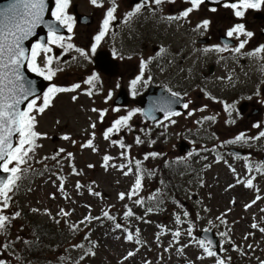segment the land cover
Returning a JSON list of instances; mask_svg holds the SVG:
<instances>
[{"label":"rangeland","instance_id":"1","mask_svg":"<svg viewBox=\"0 0 264 264\" xmlns=\"http://www.w3.org/2000/svg\"><path fill=\"white\" fill-rule=\"evenodd\" d=\"M178 8L179 11H183L182 4H179ZM200 11L201 8L196 10L197 13ZM208 15L213 18V23L210 24L218 25L225 18L220 12L213 15L208 13ZM221 17L223 19H220ZM175 21L177 22L175 28H173L176 29L175 32H172L173 29L170 30L168 36L170 41L168 44L163 45V53H159V57L153 62L154 65L158 66L159 72H166L168 76L171 75V69H175V65L179 67L178 72L180 75L185 73V69L192 64L191 60L195 57L194 52L189 47L195 43L197 37L209 32V29H195L202 22L199 15H196V24L193 23L191 14L187 19L181 18ZM258 23L252 24L253 30L251 32L254 35L251 38L245 36L239 38L247 40L245 47L240 51L245 53L246 63L259 64L261 70L258 73L256 68H250V72L245 75L246 77H240L239 81L241 86L244 87L246 80L256 77L257 82L249 90H255L254 97L257 98L254 101L263 111L258 113L257 118H253H256L255 123L264 124V53L249 55V53L264 45V36L259 32V29H264V21ZM234 61V56L229 57L226 60V65ZM202 64H204V60L197 63V65ZM61 66H68V62L62 63ZM120 66L129 75L128 80L132 79L137 70L139 71V64L136 60H129L125 65L120 63ZM153 71H156V68L152 70L146 67L145 74L149 75ZM215 74L208 83H194L193 87H190L188 82H179L177 85L170 84L172 87L183 86L185 89H189L188 95L191 103L188 109H193L196 114L190 125L183 126L178 131L174 130L175 124L170 122L161 125L159 131H156L155 127L142 130L140 129L141 122L138 125L135 124V121H140V117L135 114L128 121L130 124L129 129L122 133L123 128H120L118 132L111 134L109 139H105L103 133L112 126L115 120L128 115L130 111L134 110L127 108L123 110L127 114L123 115L122 111H113L109 106L110 102L105 100L108 92L113 87V77L106 78L105 81L101 80L94 89L95 93L89 96L84 90L88 87V84L80 80L81 78H78V76L70 72L65 75H56L57 78L54 81L58 87L70 88L74 84H80V88L75 91L57 93L51 106L43 114L37 115L35 130L46 134V136H42L36 141L35 151L30 153L27 163L21 165V168L26 169V171L22 173L19 182L30 179L27 168H25L30 162L34 165V171L41 176L31 182L28 180L27 187L24 185L26 189L22 204L18 205V188L10 193L9 207L4 211L8 213L9 217H15L16 212H20V215L10 219V237L6 240L0 238V259H3L6 264H31V261H25L21 258L19 246L13 244L14 239L32 221L41 224L51 221L55 226L53 234L57 237L50 239L45 248L42 243L28 253V257L32 261L36 259V264H72L65 259L69 253L75 258L78 256L79 264H146L147 262L148 264H216L217 259H226V264H233V261L254 264L253 262L259 253V244L254 241V238L256 233L262 234V232H259L257 228H252L251 225L254 219L262 216L261 223L264 227V211H261V209H264V189L254 195L259 196L260 199L256 200L253 206L247 208L249 212L246 214L245 205L250 204L249 202L253 196H245L241 202L240 195L228 194L222 202L219 200L221 194L217 196L209 195L206 190L202 189V185L195 181V178H192V185L193 188H196L197 194L196 202L193 204L195 206L194 214L195 217L200 219L199 225H212V222H214L223 227L222 233H227L226 241L223 242L222 246L224 253L215 257L207 256L197 240L192 242L196 244L188 246L187 238L180 239L178 243L160 244L163 245L161 246L162 249L157 247L153 250L149 239H147V232L143 223L136 218L134 219V226H122L121 229L115 228V224L120 223L118 221L121 219L126 220L129 224L131 223L130 220L133 216H125L129 209L134 215L138 214L139 205L141 204L135 203L137 199H144V196L159 200L165 199L166 193L157 179H153L145 186V182L147 183V179L149 182L150 177L147 172L151 171L153 173L152 169L157 168L158 163L164 162V160L160 161L162 157L165 158L167 164L178 166L188 161L182 159L178 154H173V144L178 135L186 136L193 143L196 152H201L205 149V146H211L214 142H218L217 135L223 139H235L241 133H244L246 137L257 135L255 132L243 129L253 118L242 120L243 117L239 112L242 99L226 94L227 86L230 85L233 77L227 75L228 72L222 73L217 69ZM159 77L162 78L163 75L160 74ZM131 82L132 80L129 81V85H131ZM73 96H76L77 99L73 100ZM218 96L226 98L222 106L218 105V102H222V99L217 100L214 98ZM37 103H42V99H38ZM226 105L230 106L229 110H226ZM93 108L98 111H92ZM103 110H106V112L103 120H101L100 111ZM205 117H214V119L208 120L204 119ZM92 123L96 124L95 129L90 127ZM247 126L251 127L250 125ZM93 132L95 133L94 139L92 137ZM163 134L164 140L160 144ZM65 135L69 136L70 139H63ZM138 136L143 143H136V137ZM89 139H93L96 151H93L92 148L81 147ZM113 141H117V143H113ZM152 141H155V143H152ZM120 142H123L126 147L121 148ZM246 143L257 147L261 144V138L258 140L249 139ZM60 149H64V151L59 152ZM261 149H264V147H261ZM58 152L59 155H56ZM152 152L161 155L149 156L145 160V155ZM68 153L72 154L71 157L68 156ZM54 155L56 156L55 159L52 158ZM105 155L112 157L108 161L107 167H105L103 159ZM135 161L141 162L139 174L142 175V187L137 196L128 199L127 194L131 191L138 174ZM89 165H93V167H89ZM120 165H125V167L121 169ZM12 166L9 165V167ZM129 168L132 171L128 175H124V172L128 171ZM161 172L163 171L160 169L159 173ZM178 174L176 171L173 172L176 180L179 179ZM178 181L187 185L189 178L186 176ZM61 182H63V191L60 190ZM77 183L81 185L79 189L76 187ZM120 193H125L124 200L119 198ZM170 194L172 195L167 194L166 196V203L160 200L163 203L162 207L168 206L169 209L171 207L178 209L176 205L178 203L181 205V200L189 197L186 193L180 196L177 192L175 194L170 192ZM171 198L177 200L173 202L174 206L170 203ZM233 200L237 205L241 204L240 207H233ZM33 209L39 211H33ZM61 209L70 213V215H61ZM170 210L173 217V208ZM104 212H108L109 215L115 217V220L107 223L104 219L108 218L104 216ZM253 213L254 216H252ZM189 215H191L190 212ZM87 216L98 217L99 219L88 221L85 220ZM176 216L173 218H176ZM247 220L250 221L247 223ZM81 221L84 222L81 223ZM222 221L224 222L222 223ZM73 225H75V228L72 227ZM186 226L190 227L188 224H185L184 227ZM126 229H130L134 235V229H139L144 243L142 245L136 243V236L131 241L127 240ZM249 233L251 235H248ZM60 234H62L61 237ZM246 235H248V238L244 239ZM229 243H233V248L229 247ZM4 244H7L8 247L4 248ZM77 245H83V247H76ZM185 245L187 246L184 247L183 252H180V247ZM248 245H252V248H248ZM132 247L138 250L134 256L125 259L128 252H133ZM39 251L40 256L37 257ZM247 252L249 253L247 254ZM21 254H23V250H21Z\"/></svg>","mask_w":264,"mask_h":264},{"label":"snow or ice","instance_id":"2","mask_svg":"<svg viewBox=\"0 0 264 264\" xmlns=\"http://www.w3.org/2000/svg\"><path fill=\"white\" fill-rule=\"evenodd\" d=\"M90 2L97 6L101 7L102 4L98 3V0H90ZM174 2V0H170ZM190 7L183 10L179 16H169L168 20H177V19H187L195 10H198L202 4L205 3V0H188ZM219 3V0H216ZM164 3V0H140L134 6L133 11L127 13V17L131 19L136 14L140 13L141 10L149 4L161 5ZM70 0H55V7L51 10L52 20H45V13L48 11V5L46 0H8L6 4L0 6V171L8 174L5 178H0V213L4 209L9 207V201L11 200L10 193H13L18 186V182L21 179V175L26 169H22L21 165L27 163V158H29L30 153L35 151L37 147L36 141L46 134L37 132V115L43 114L45 110L51 106L52 100L55 98L57 93L75 91L80 88V84H74L70 88L58 87L56 85H51L46 92H44L42 97V103L38 104L37 100L41 99L36 97V88L33 81L26 79L23 69L27 66L28 70L42 76L46 80H51L55 76L56 71L59 69L53 68V56L48 55L52 52L50 45H57L63 48L65 51L74 48L75 46L71 43L65 44V37L61 35V29L67 28L69 33L73 30V17L68 14ZM224 7L231 8L234 12V15L238 18H242L245 15V12L250 9L259 10L264 7V0H235V2H225ZM117 7L115 5V0H113V5L108 8L106 12L105 19L102 23V29L99 34L95 37L96 43L91 47V52L93 54L97 51V44L100 40L106 35L109 25L113 20L116 19L114 13L116 12ZM211 11L215 12L216 9L212 8ZM211 21L204 19L196 27L197 29H207ZM43 25L47 29V39L44 40L41 38L36 43H33L31 48H26L24 42L29 40L30 37L36 35V29ZM227 37L232 38L234 35L239 38L240 36H245L251 38L254 33L247 31L243 23L235 24L233 27L228 29L226 33ZM68 40H71V36L67 37ZM247 43V40H240V43L237 47L234 48V51L239 53ZM82 56H87V53L83 49L75 48ZM218 51L227 50V45L224 48H217ZM163 52L164 49H161ZM256 53H264V45H261L254 52L249 53V55H255ZM44 55V64L43 67L38 63V59ZM145 62H141V74L138 75L134 80H132L131 85L133 89V95L136 94L135 89L138 82L143 78V68ZM99 77L95 74L88 78L85 83L92 85L94 81L98 80ZM170 95L173 98H179L180 93L171 91L169 89ZM89 96L93 95L92 91L87 92ZM30 97H35L29 99ZM108 98H111V93H109ZM73 100H76L77 97L73 96ZM27 102L26 107L23 109L21 105H24ZM179 103V99H165L161 102L154 105L152 111H163L165 119H168L171 123H175V120H171V117L180 116L181 113L174 111L172 105ZM189 103L191 101L185 102L183 108L188 109ZM230 106L226 105V110H229ZM201 111L203 109H200ZM92 111H98L93 108ZM139 108L130 111L128 115L123 116L115 120L111 127H109L104 133V138L109 139L110 135L114 132H118L121 127H129L128 121L132 118L133 115L140 112ZM106 110L100 111V118L103 120ZM192 113L190 112L189 115ZM231 114V113H229ZM145 115H149L145 113ZM152 119H155V116H151ZM204 119L212 120L214 117H205ZM199 123V122H198ZM254 127H261L259 123L253 125ZM91 128L95 129L96 124L92 123ZM18 137V140L14 143L13 138ZM94 139L95 133H92ZM264 138V131H260L258 136L255 137H246L244 133L239 134L234 141L235 142H247L250 140H258ZM63 139H70L69 136L65 135ZM93 139L87 140L86 143L82 144V148H92L93 151H96V148L93 145ZM75 143V141H73ZM117 143V141H113ZM136 143L140 144L143 141L140 137H136ZM155 143V141H152ZM120 147L125 148L126 146L123 142H120ZM130 147V146H127ZM64 149H60L59 152H63ZM59 152L56 155H59ZM71 153H68V156L71 157ZM122 155H124L122 153ZM161 155L160 153L152 152L145 155L144 159L147 160L149 156L156 157ZM53 159L56 158L54 155ZM105 167L108 166V161L112 157L105 155L104 156ZM9 165H13L9 167ZM137 169V178L131 189L127 194V198L131 199L133 196H137L141 187H142V175H140L141 162L135 161ZM93 167V165H89ZM125 165H120V168L123 169ZM132 171L131 168L128 171L124 172V175H128ZM235 171V169H233ZM251 171V168L249 169ZM256 171L264 172V164L258 166ZM78 174V173H77ZM238 183L241 181H237ZM245 183L246 187L251 188L253 186V179H248ZM233 185H229L232 187ZM76 187L79 189L81 185L77 183ZM60 190L63 191V182H61ZM95 195H100L99 193H94ZM54 198V197H53ZM119 198L121 200L125 199V193H120ZM260 197L257 196L256 200H259ZM256 200H253L250 204L245 205V208H250L253 204L256 203ZM136 204H143V199H137ZM232 203H235L233 200ZM33 211H39L38 209H33ZM148 211H152L151 208ZM264 211V209H261ZM60 214L67 216L70 213L65 212L63 209L60 210ZM20 212L15 213V217H18ZM134 213L129 209L126 213V217L133 216ZM185 216L188 215L187 212L184 213ZM104 216L109 220H115V217L109 215L108 212H104ZM15 217H9L8 215L0 214V231L6 229L7 223L10 219ZM92 219H99L98 217H85V220L91 221ZM219 219V217H218ZM177 223L180 222V217H176ZM84 221H81L83 223ZM224 221H222L223 223ZM75 228V225L72 226ZM252 228H259V231L264 233V227H260L258 224L253 223ZM116 229H121L122 225L120 223L115 224ZM191 227L188 229V235H191ZM175 237H180V231H175L173 233ZM221 236H226L227 233H221ZM248 235H251L249 233ZM248 235L244 239L248 238ZM136 236L139 237V229H136ZM127 240H133L132 233H128ZM136 243H140V240L137 238ZM201 248L209 257H215L217 253L213 251L209 245L212 244V241H208L207 244L203 239L198 241ZM187 245H185L186 247ZM4 248H7L8 245L4 244ZM76 247H83V245H77ZM248 248H252V245H248ZM180 252H183V248L179 249ZM134 252H128L125 259L128 257L134 256ZM83 259V257H81ZM230 259V258H228ZM0 264H6L3 259H0ZM216 264H226L225 259H217ZM260 264H264V260L260 261Z\"/></svg>","mask_w":264,"mask_h":264},{"label":"flooded vegetation","instance_id":"3","mask_svg":"<svg viewBox=\"0 0 264 264\" xmlns=\"http://www.w3.org/2000/svg\"><path fill=\"white\" fill-rule=\"evenodd\" d=\"M164 1L166 2L165 7L169 16H176L178 13L182 12L179 11L178 8L179 4H182V10H185L186 8L191 6L188 0H174V2H170V0H164ZM139 2L140 0H115V5L117 7V10L114 13V16L116 17V19L113 20L109 25L107 33L111 35L113 32H115L112 34V36H115L118 31L128 36L130 40L125 44L124 46L125 50L132 48L133 45L135 44L133 38H131L127 33V31L130 28H135V27L139 28L143 26V28H145L149 32H154V34L161 35L164 33V27L163 24L161 23V19L164 18L163 5L159 7V5L149 4V6L143 8L140 13L136 14L131 19L127 17V13L133 11L134 6ZM98 3L102 4V6L97 7L93 5L90 2V0H70L68 14L73 17L74 23H73L72 32L71 33L68 32L69 33L68 36L65 37L66 38L65 44L71 43L75 46L74 48L69 49V51L71 52V56L74 59L76 58L75 48H80L83 45V43L80 41L81 35L85 32L94 31V29L99 32L101 31L102 27L100 25L96 26V23L99 19H101V24L103 23L108 8L113 5V0H98ZM223 5L224 3L219 5L218 7H212L209 6L205 0V3L200 6L201 11L199 13H197L196 10L190 13L194 24H196V15L200 16L201 21H203L204 19H208L211 21V23H213V18L212 16L208 15V13L213 15L220 12L221 14H223L225 18L224 20L219 22L218 25L210 24L209 27L207 28L209 29V32L197 37L195 39V43L189 47L190 50L194 52L195 57L190 55L191 57H193L191 60L192 65H188V67L185 69L187 75L183 74L181 77L183 79L182 80L179 79L178 82L181 83L188 82V84L205 83L208 81L210 76H213L215 74L216 69L218 71H221L222 73L228 72V74L231 77H233L238 73L239 68H241L242 66L251 65L245 63L244 53L242 52L237 53L234 51V48L239 45L241 39L237 38L235 35L232 38H229L227 37L226 33L228 29H230L231 27H233L235 24L238 23H243L247 31H252L253 30L252 24L256 22L260 23L264 21V19H260V15H262V17L264 18V7H262L259 10L256 9L247 10L245 12L244 17L238 18L234 15V12L231 8L224 7ZM54 7H55V0H54ZM212 8H215L216 11L215 12L211 11ZM81 14L86 16L81 17ZM220 19L223 18L221 17ZM120 20H125V22H121L122 23L121 26L116 28V24H119ZM176 24L177 22L172 20V22L170 23V29H173L176 26ZM262 34L264 35V31H262ZM106 35L102 38L103 42L105 40H109V37H106ZM222 35L224 36L223 42L221 38ZM69 36H71V40L67 39V37ZM74 41H76V43ZM202 41H205V43H201ZM155 44H152L154 49L158 48V51L159 50L161 51L160 45L163 44V40H161L160 37H158V40ZM225 45H227V50L225 51L217 50V48H224ZM97 50L101 51L103 50V48ZM98 56L99 55L97 54H93L92 57H89V55H87V56H82V58L84 61H87V64L89 65V70L91 71V73L87 76V78L95 74L96 76L99 77V79L96 81L100 82V80L105 81L106 78L110 77V75L102 71V69L100 68L102 66H98V67L95 66V62L97 60L96 57ZM232 56L235 57V61L228 63L226 65L227 58ZM99 60H100V56H99ZM203 60H204V64L197 65L199 61H203ZM100 61L102 62V60ZM66 62H68L67 59ZM68 63L70 64V62ZM258 65L259 64H256L254 66H258ZM211 73L213 74L210 75ZM119 76L122 77L123 73H120ZM171 76L173 79H171L170 82H176L178 78L176 71H174L171 74ZM152 77L155 80L156 77L155 76ZM155 84H157V82ZM185 91L186 90L176 91L174 89V92L177 93H184ZM132 101L133 100H131L129 104H134V102ZM186 102H188L187 99ZM185 111L186 109H184L182 113ZM164 119L165 118L155 123H149L144 119H142L141 122L143 121L142 124L144 127H149V125L161 123L162 121H164ZM174 119H176L177 121L175 126L181 127L180 122L177 120V116H174ZM137 124H140L139 121H137ZM124 128H128V127H124ZM190 156L191 154L186 156L184 155L183 157L186 158L188 157L189 161L187 163L193 164L192 160L194 159V157H190ZM215 157L220 159V162L218 163H222V165H218V163L214 162ZM230 159H232V155H228L226 148L224 147L223 149H218L217 151H214L213 154L207 158L206 164L208 168L212 167L213 165L221 166L218 172L216 173L210 172L207 175H205V181H203V184L206 185L205 189L208 192L214 195L222 194L225 188L229 185V182L227 181L229 176L223 177L222 169L223 166L227 164V162ZM198 177L200 178V176ZM193 197H196V195H194ZM183 205L192 208V204L189 201H184Z\"/></svg>","mask_w":264,"mask_h":264},{"label":"water","instance_id":"4","mask_svg":"<svg viewBox=\"0 0 264 264\" xmlns=\"http://www.w3.org/2000/svg\"><path fill=\"white\" fill-rule=\"evenodd\" d=\"M223 1L224 0H219V3L223 2ZM213 2H216V0H213ZM25 47L29 48V46H25ZM23 72H24V75H25L26 79L34 82V85H35V88H36V96L39 95L40 93H42L43 89L46 87V82L44 81V79L39 77V76H37V75H35L33 72L29 71L27 66H25V68L23 69ZM150 92H154V93H156V95H154V94H152ZM122 93L125 94L126 92L124 90H122L120 92V95ZM32 98H34V97H30L29 99H32ZM169 98H171V99H179V103H176L177 105H179V104L181 105V103L183 102L182 98H173V97H171L170 94L166 93V91H163V89L155 88V87H152L149 90V93L146 94L144 97H142L138 102L140 103V105L143 106L144 110H146L147 109V105H146L147 101L149 102L148 107H151V104H157V103L161 102L162 100L169 99ZM127 101H128V99L125 98L124 102H127ZM26 104H27V102H25L24 105H21V108L23 109L24 107H26ZM176 104H174V105H176ZM176 108L173 109V110L177 111L179 109L178 107H176ZM15 138L16 137L13 138L14 143H15ZM7 175L8 174L3 173L2 171H0V178H5ZM201 237L205 238L207 241H209V240L212 241V244L210 246L215 248L217 250V252H220V240H219L218 237L214 236L213 232H211V231L202 232L201 233Z\"/></svg>","mask_w":264,"mask_h":264},{"label":"trees","instance_id":"5","mask_svg":"<svg viewBox=\"0 0 264 264\" xmlns=\"http://www.w3.org/2000/svg\"><path fill=\"white\" fill-rule=\"evenodd\" d=\"M164 174L167 176V171H165ZM47 227H48V224L43 225V230L40 232L41 235H44L48 231ZM27 228H29V227H27ZM28 230H30V229H28ZM52 230H53V227H52ZM26 255L28 256V254H26ZM27 256L24 259H28L29 257H27ZM66 257L68 258L69 261H72L74 263L79 264V262H80V260L78 259V256L75 258L71 255V253H69V255H66Z\"/></svg>","mask_w":264,"mask_h":264}]
</instances>
